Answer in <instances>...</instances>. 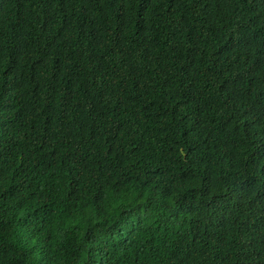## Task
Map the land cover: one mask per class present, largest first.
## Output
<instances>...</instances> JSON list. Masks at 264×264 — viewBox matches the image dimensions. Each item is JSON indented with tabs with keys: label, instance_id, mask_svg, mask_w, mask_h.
Instances as JSON below:
<instances>
[{
	"label": "trees",
	"instance_id": "1",
	"mask_svg": "<svg viewBox=\"0 0 264 264\" xmlns=\"http://www.w3.org/2000/svg\"><path fill=\"white\" fill-rule=\"evenodd\" d=\"M0 264H264V0H0Z\"/></svg>",
	"mask_w": 264,
	"mask_h": 264
}]
</instances>
